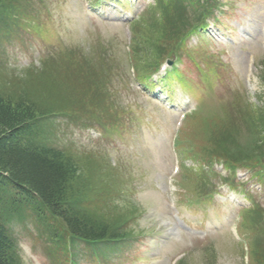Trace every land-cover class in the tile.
Returning a JSON list of instances; mask_svg holds the SVG:
<instances>
[{"label":"rangeland","instance_id":"obj_1","mask_svg":"<svg viewBox=\"0 0 264 264\" xmlns=\"http://www.w3.org/2000/svg\"><path fill=\"white\" fill-rule=\"evenodd\" d=\"M150 1H135L132 12ZM218 2L219 22L208 29L213 35L206 34L204 41L194 36L179 51V73L188 89L176 85L175 99L181 96L183 106L192 97L205 104L185 122L180 136L197 161L216 160L220 153L252 154V161L262 138L264 146L256 122L258 112L264 115V0ZM81 3L0 0V91L51 109L42 138L84 165L80 172L93 184L85 186L80 204L96 215L123 219L129 236L119 248H125V256L112 264H264V239L248 240L241 248L230 235L238 206L249 205L242 192L238 205L228 199L231 194L212 205L183 204L186 196L217 185L218 175L228 172L217 165L219 174L204 179L197 162L182 158L180 171L167 181L176 159L170 148L176 115L161 107L158 90H142L131 73L132 66L141 74L159 55L174 52L175 38L197 18L194 10L189 14L182 4L168 9L164 0L130 25V62L128 27L94 19ZM174 13L176 19L158 24ZM160 27L171 31L156 39ZM252 55L253 63L247 62ZM218 119L224 120L225 129L215 137L211 132L217 125L211 123ZM103 126L113 131L99 137L95 132ZM237 177L245 180L248 171L238 170ZM248 183L264 206V185L253 178ZM167 193L177 203L179 221L171 217ZM250 218L256 220L258 213ZM13 220L19 264H49L35 239L37 225ZM183 222L207 234L183 231L178 228ZM77 253L70 245L52 246L51 264H76Z\"/></svg>","mask_w":264,"mask_h":264},{"label":"trees","instance_id":"obj_2","mask_svg":"<svg viewBox=\"0 0 264 264\" xmlns=\"http://www.w3.org/2000/svg\"><path fill=\"white\" fill-rule=\"evenodd\" d=\"M163 1L158 0V5ZM197 1L165 0V6L177 9L178 4H182L186 8L190 2ZM208 3L205 10L201 9L200 13L194 15L197 16L195 20L191 17L193 21L197 22L205 14L211 13L208 8L215 2L208 0ZM173 15L160 18L158 24L165 26L168 21L176 19V13ZM193 23L189 22L187 28ZM170 31L160 27L156 30V39H162ZM96 105L100 108V104ZM50 111L47 107L38 108L25 96H10L0 91V264H19L20 253L11 223L24 212L36 216L39 219L37 222L43 224L50 234L59 233L65 239L72 236L102 242L129 236L123 219L96 215L80 204L81 195L86 192L85 186L91 187L93 184L86 179V174L83 177L84 172H80L84 165L42 138L43 122L53 114ZM262 116L258 112L256 122L264 134ZM212 125H217L212 130L215 137L219 136L221 129H225L224 120L221 119ZM262 142L263 138L255 157L264 156ZM251 155L247 157L246 154L236 153L225 156L220 153L218 159L226 158L233 164L247 161ZM256 161L262 160L259 157Z\"/></svg>","mask_w":264,"mask_h":264},{"label":"clouds","instance_id":"obj_3","mask_svg":"<svg viewBox=\"0 0 264 264\" xmlns=\"http://www.w3.org/2000/svg\"><path fill=\"white\" fill-rule=\"evenodd\" d=\"M25 248H27V246H24Z\"/></svg>","mask_w":264,"mask_h":264}]
</instances>
